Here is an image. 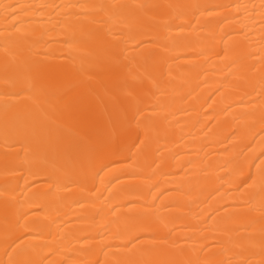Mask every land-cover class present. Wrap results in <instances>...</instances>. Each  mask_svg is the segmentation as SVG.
Listing matches in <instances>:
<instances>
[{
	"label": "bare ground",
	"instance_id": "obj_1",
	"mask_svg": "<svg viewBox=\"0 0 264 264\" xmlns=\"http://www.w3.org/2000/svg\"><path fill=\"white\" fill-rule=\"evenodd\" d=\"M0 264H264V0H0Z\"/></svg>",
	"mask_w": 264,
	"mask_h": 264
}]
</instances>
